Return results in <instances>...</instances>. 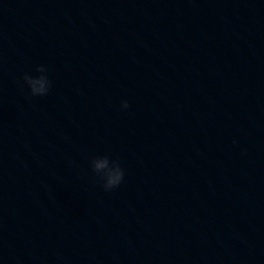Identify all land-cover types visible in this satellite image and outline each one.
Listing matches in <instances>:
<instances>
[{
    "label": "water",
    "instance_id": "water-1",
    "mask_svg": "<svg viewBox=\"0 0 264 264\" xmlns=\"http://www.w3.org/2000/svg\"><path fill=\"white\" fill-rule=\"evenodd\" d=\"M0 264H264V0H0Z\"/></svg>",
    "mask_w": 264,
    "mask_h": 264
},
{
    "label": "clouds",
    "instance_id": "clouds-1",
    "mask_svg": "<svg viewBox=\"0 0 264 264\" xmlns=\"http://www.w3.org/2000/svg\"><path fill=\"white\" fill-rule=\"evenodd\" d=\"M36 70L40 73H48V68L44 65L37 66ZM23 79L32 96H46L52 88V81L47 74L34 76L25 73ZM121 107L128 109L129 102L127 100L122 101ZM91 169L103 182L105 190L118 188L124 181L125 171L120 161L110 159L109 156L94 157L91 161Z\"/></svg>",
    "mask_w": 264,
    "mask_h": 264
}]
</instances>
